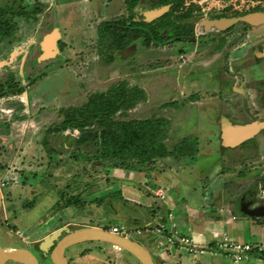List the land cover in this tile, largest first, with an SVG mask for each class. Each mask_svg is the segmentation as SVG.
Returning <instances> with one entry per match:
<instances>
[{
	"label": "rangeland",
	"instance_id": "374dc122",
	"mask_svg": "<svg viewBox=\"0 0 264 264\" xmlns=\"http://www.w3.org/2000/svg\"><path fill=\"white\" fill-rule=\"evenodd\" d=\"M138 1L136 18L150 19V14L161 11L156 6L158 0ZM188 3L198 6L195 14L201 15L196 19L197 36L190 46L176 43L160 51L133 42L115 52L114 60L108 62L97 50L95 29L102 20L123 14V0L22 2L28 15L15 18L11 41L0 42V83L12 72L14 85L18 86L12 93L0 96V191L4 207L0 209V235L4 247L35 246L63 228L118 225L130 231L129 238L149 247L151 232L146 231H152L153 227H144L147 237H138L134 235L137 229L134 222L146 221L145 215L150 210L147 204H154L152 197L148 196L149 199H145L148 203H144L139 196L145 207L128 201L123 203L114 194L117 185L107 177V168L101 161L81 155L71 158L70 148L80 131L52 130L62 120L61 110L82 105L91 93L104 91L120 80L137 85L145 92V99L124 114L126 119H166L170 126L165 144L169 149L187 136L198 140L196 155L177 160L181 179L176 181V190L172 186L168 190L171 198L174 195L175 203L191 200L216 181L217 189L231 186L235 180L239 181L237 187L241 190L255 188L257 178L264 171L262 154L253 150L238 151L239 144L234 142L229 145L234 148L231 154L228 149L225 152L220 149V154H216L217 148L212 142L219 137L223 141V124L218 123V119L231 130L264 121V117L253 115L264 113V82L259 84L260 88L254 85V80L264 81V55L239 65L238 59L227 61L219 45H204L201 34L213 27L205 23L209 16L241 13L255 6L264 9V0H187L186 5ZM252 20L249 22L252 31L247 32L245 40L231 47L232 55H240L245 43L253 45L250 40L254 34L264 35V20ZM215 76L217 79L213 78ZM243 80L253 87L247 91V99L240 101L231 92L241 90ZM224 101L231 102L230 106L237 109L232 112L226 109ZM257 136L246 140L244 146L259 143L264 138V130ZM239 171L247 178L238 179ZM229 172L234 175H228ZM150 185L157 187L151 180ZM161 185L170 187L165 183ZM133 188L139 194L140 188L137 185ZM68 198L76 202L60 208ZM173 214L183 226H180L181 231L191 236L194 218H189L181 209ZM250 235L251 239L246 233L245 242L255 243L261 239L256 234ZM86 249L117 251L109 244L83 242L68 247L67 255L74 256ZM153 251L156 252L155 247ZM175 255L178 264H198L195 257L199 254L190 256L185 250H176ZM209 261L234 264L221 253L209 256ZM250 262L259 264L255 260ZM5 264L19 263L8 261Z\"/></svg>",
	"mask_w": 264,
	"mask_h": 264
},
{
	"label": "trees",
	"instance_id": "16d2710c",
	"mask_svg": "<svg viewBox=\"0 0 264 264\" xmlns=\"http://www.w3.org/2000/svg\"><path fill=\"white\" fill-rule=\"evenodd\" d=\"M124 2L128 9L126 17L104 20L97 27V50L108 62L114 60L115 52L132 42L139 41L146 49H162L173 42V39L192 34V25L187 21L197 6L191 3L186 6L187 0H162L165 11L149 20L134 19L131 8L136 0ZM27 15L19 0L3 2L0 5V42L4 39L11 41L16 27L15 18ZM8 75L9 78L0 83V96L12 93L18 88L14 85L13 73L9 72ZM144 99L145 92L142 88L120 80L104 91L91 93L82 105L61 110L62 120L52 130H79L80 133L72 149L70 148L71 158L85 156L87 159L101 161L105 167L141 169L158 158L173 157L179 160L186 155H196L198 140L194 136L184 137L171 149L166 146L170 126L166 119L125 118L124 114ZM114 194L126 203L119 191ZM73 199H66L59 207L65 208L76 202ZM102 229L110 230L107 226Z\"/></svg>",
	"mask_w": 264,
	"mask_h": 264
},
{
	"label": "crops",
	"instance_id": "0c3cea01",
	"mask_svg": "<svg viewBox=\"0 0 264 264\" xmlns=\"http://www.w3.org/2000/svg\"><path fill=\"white\" fill-rule=\"evenodd\" d=\"M218 123H220L219 119ZM258 134H260V132ZM257 135L255 132L248 139L259 137ZM215 142L212 143H214L217 148L215 152L216 154H220V149H223V152H225V149H228L229 154L234 150V148L224 145L223 142H221L220 137L217 138ZM240 144L237 149L238 151H241V149L244 151L253 150L257 152V154L261 153V158H264V138H262L259 143H255L253 146L250 145L252 147L244 145L240 146ZM174 161L173 157L158 158L150 165H145V167L141 169L106 167L107 177L111 182L117 185L116 191L120 192V195L124 200L135 206H144L143 203H141V200L144 201V203H148L145 202V199H149L148 196H151L153 199L154 204H147L150 207V210L149 213L145 215L147 216L146 221L134 222V225L136 226L135 228L142 230L141 234L137 235L138 237L146 236L144 235L145 232H143L144 227H154L159 222L167 224L172 222L175 225V229H177L182 235L188 236L181 231V227L183 226L175 220L173 214L174 211L176 213L177 210L181 209L189 218H194V232L191 231L192 234L188 237L192 238L197 245L210 248L223 233L227 234L230 238L239 241H244L243 238H245L246 233L249 235V239H251L250 234L253 233L261 237V239L255 241L254 244H260L264 248V171L262 176L257 178V184L254 185L255 188L248 187L241 190L237 187L239 181L237 182V180H235V183L231 186L226 184L228 185L227 187L224 186L222 189H217L218 183L216 181L214 185L212 183L211 186H207L202 191H199L198 194H195L191 200H181L183 204L181 206L180 201L175 203L176 199L173 197L174 195L172 198L168 195V190L171 189V186L176 190V181L181 179L178 172L180 166H178L177 160L176 163ZM211 170L215 172L214 167H211ZM228 175L233 176L234 173L232 175V173L229 172ZM237 176L240 177L238 179L241 180L247 178L241 176V171L238 172ZM198 179H200V177H198ZM150 180L155 183L157 187L152 188ZM128 182L134 183V185H137L138 188H140V191H137L139 194L135 192L136 190L133 188L134 185ZM164 183L166 186L170 187H162L161 184ZM203 187H205V185ZM237 190L239 191L237 192ZM127 196H130V199H128ZM139 196H142V199L139 198ZM192 204H194V208L192 207ZM169 213H172V218H168ZM146 232H151V235L149 236V246L151 247L152 254H154L158 264L179 263L176 259L175 251L183 249H178L177 247L170 245L161 244L159 246L155 239L156 236H154L152 231L148 230ZM154 247L156 252L153 251ZM213 255H216V253L211 254L207 251L203 254H199L195 259L198 261V264H212L209 261V256ZM250 260H255L259 264H264V255L255 253L250 254L247 259L239 264H252L253 262H250Z\"/></svg>",
	"mask_w": 264,
	"mask_h": 264
},
{
	"label": "flooded vegetation",
	"instance_id": "af4514ba",
	"mask_svg": "<svg viewBox=\"0 0 264 264\" xmlns=\"http://www.w3.org/2000/svg\"><path fill=\"white\" fill-rule=\"evenodd\" d=\"M5 1H7V0H3V2H5ZM19 1H20V6H21L22 2L24 0H19ZM161 2H162V0H158L156 2V6L159 8V10H161L160 13H163L165 11V6L163 4H161ZM138 4H139V1L136 0V4L131 8V12L134 15V19H136V20H149V19H144V17H142V18L137 17L136 18L137 13L135 11V8H136V6H138ZM188 4H190V3H188ZM22 7L23 6H21V8ZM198 9L199 8L197 6V9L194 10V12H192V17L190 19H188V21H187L189 24L192 25V27H191L192 34L190 36L184 37V38H179V39L178 38L173 39L172 40L173 42H171L170 44H167L165 47H162V49H154V50H160V51L167 50V49L172 48L173 44H176V43H185L187 46H190V44L193 43L195 37L197 36V33L195 32V30H196L195 29L196 28L195 22H196L197 18L201 17L200 14H195L196 12H198ZM179 11H181V9ZM158 14L152 13L149 15V17L150 18L155 17ZM263 14H264V9L260 6H255L254 8H252L250 10L243 11L241 13L233 12V13L228 14V15H225V14H220V15L215 14L214 15L213 14V15L209 16L208 17L209 19L206 21L208 23L215 21V23H216L218 20L223 19V18H242V17H249L250 19H253L254 21H262V17H264ZM127 15H128V9H127L126 4H125V11L123 12V14H121L119 17L105 19V20L119 19V18L126 17ZM102 21H104V20H102ZM177 23H178V21H177ZM215 23L211 24V26H213V27H212V29H210L209 32L201 34L204 37L203 38L204 39L203 44L208 45L211 43H215V44L219 45V47H221L223 49V54H224V57L227 61H231V60L236 61L238 59L237 61L239 62V65H242L245 62H249V61L253 62L256 58L264 55V35H258V34H254L253 40L248 39V40L254 42L253 45L245 43L243 48H240V51H241L240 55H238V56L234 55V54L232 55V52H230V49L232 46H234L236 43H239V42L241 43V41L245 40V38L247 36V32L252 31V26L249 24V22L240 20V21H238V22H236V23H234V24H232V25H230L224 29L217 27V25ZM97 27L95 29L96 34H97ZM149 50H151V49H149ZM213 78L217 79V76H215ZM254 82H255V84H254L255 88L256 87L260 88L259 84L263 83L264 81H259L257 79V80H254ZM240 85L242 86L241 90H238L235 92L233 91L231 93H235L234 95L237 96L238 98H240V101L246 100L248 97L247 91L249 89H251L253 86H248L247 82H245V81L243 82V84H242V81H240ZM244 86H246V90L244 89ZM227 99L231 100V97H227ZM224 102H225L224 107H226V109L230 110L231 112H232V110L237 109V107H235V106H230L231 102H227V101H224ZM211 110L212 109H209V111H211ZM224 114H225V112H224ZM253 115H255V117H259V118L264 117L263 111L258 112V113H254ZM262 123H264V121H262ZM259 130H260L259 132H261L262 130H264V128H261ZM250 140L251 139H249L247 141H250ZM246 142L244 141L243 143L240 144V146H243ZM0 193H1V191H0ZM2 204H3V201L1 200L0 209L4 208ZM64 234H65V231H62L61 234L59 235L58 239H60ZM93 242H96V241H93ZM96 243H102V242H96ZM55 244H56V242L53 244V246L50 248V250L45 254H43L41 251H39L38 244H36L35 246L34 245L26 246L25 249H28L36 257V259L38 260V262L40 264H44L45 262H46V264H54L50 258V252H51V249L54 247ZM105 244H107V243H105ZM0 245L2 247H4V245L1 241V235H0ZM109 246L114 248V245L109 244ZM143 247L150 253L154 264H158L156 258H154V256L152 255L151 247L150 246L148 248H146L145 246H143ZM63 257H64L67 264H84V263L85 264H135V261H136V259L131 254H129L128 252H126L122 249L117 250V251L108 250V249H106V250H87L86 249V250H82V251L80 250V251L76 252V254L74 256H69V254L67 255V248H66L63 252ZM101 258H103V260H101ZM104 258L106 260H104ZM5 263H3V264H5Z\"/></svg>",
	"mask_w": 264,
	"mask_h": 264
},
{
	"label": "water",
	"instance_id": "95a60500",
	"mask_svg": "<svg viewBox=\"0 0 264 264\" xmlns=\"http://www.w3.org/2000/svg\"><path fill=\"white\" fill-rule=\"evenodd\" d=\"M247 21L250 22L252 19L249 17L242 18H223L214 22H205L206 24L215 23L217 27L222 29L238 22V21ZM264 20V17H262ZM223 125V144L232 145L240 144L244 140L250 138L253 133H255L260 128L264 127V123L255 124L247 128H242L238 130H231L228 126L224 125L223 120L220 121ZM0 203H1V193H0ZM64 230L65 234L58 239L61 231ZM102 242L118 246L120 249L131 254L139 264H154L150 253L136 240L129 238L128 236H123L119 234L106 231L98 227H80L72 230L61 229L57 230L48 236H46L39 244L38 249L43 254L47 253L53 244L56 242L54 247L51 249L50 258L54 264H67L63 252L66 248L76 245L83 242ZM7 261L16 262L19 264H40L36 257L25 248H11V247H2L0 245V264H3Z\"/></svg>",
	"mask_w": 264,
	"mask_h": 264
},
{
	"label": "built area",
	"instance_id": "2783aa9c",
	"mask_svg": "<svg viewBox=\"0 0 264 264\" xmlns=\"http://www.w3.org/2000/svg\"><path fill=\"white\" fill-rule=\"evenodd\" d=\"M168 218H172V213L168 214ZM112 233L127 236L128 229L123 225L113 226L109 230ZM130 233V231H129ZM134 235L141 234L140 229H136ZM152 233L156 236L157 245H170L183 249L187 252V255L194 256L197 254H203L210 252L211 254L221 253L225 257H229L233 260L234 264H239L243 260L247 259L250 254H263L264 248L260 244L248 243L245 241H239L230 238L227 234L223 233L222 236L217 239L212 246H200L195 244L192 238L182 235L177 229H175L174 223L159 222L156 224ZM116 250H120L118 246H114Z\"/></svg>",
	"mask_w": 264,
	"mask_h": 264
}]
</instances>
